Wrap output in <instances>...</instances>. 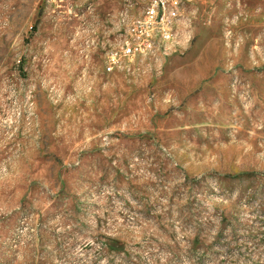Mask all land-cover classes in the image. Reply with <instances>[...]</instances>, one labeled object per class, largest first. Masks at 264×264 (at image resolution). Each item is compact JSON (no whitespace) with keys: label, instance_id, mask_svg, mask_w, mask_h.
<instances>
[{"label":"rangeland","instance_id":"obj_1","mask_svg":"<svg viewBox=\"0 0 264 264\" xmlns=\"http://www.w3.org/2000/svg\"><path fill=\"white\" fill-rule=\"evenodd\" d=\"M148 1L0 0V264H264V0L108 73Z\"/></svg>","mask_w":264,"mask_h":264},{"label":"built area","instance_id":"obj_2","mask_svg":"<svg viewBox=\"0 0 264 264\" xmlns=\"http://www.w3.org/2000/svg\"><path fill=\"white\" fill-rule=\"evenodd\" d=\"M186 1L149 0L139 18H131L130 9H126L120 22V40L115 42L114 48L107 55V62H113V69L106 71L112 74L118 68H125L128 74H132V71L144 74L146 72L142 71V67H135L138 66L137 62L143 61L156 63L157 68L155 48L165 47L163 38L181 37L178 30ZM51 2L70 12L74 9L72 0H48V3ZM147 71L150 73L152 70Z\"/></svg>","mask_w":264,"mask_h":264},{"label":"crops","instance_id":"obj_3","mask_svg":"<svg viewBox=\"0 0 264 264\" xmlns=\"http://www.w3.org/2000/svg\"><path fill=\"white\" fill-rule=\"evenodd\" d=\"M118 29H119V27H118ZM117 40V39H116Z\"/></svg>","mask_w":264,"mask_h":264}]
</instances>
